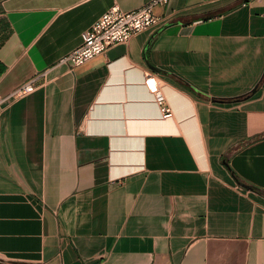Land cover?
<instances>
[{
    "label": "crops",
    "instance_id": "0c3cea01",
    "mask_svg": "<svg viewBox=\"0 0 264 264\" xmlns=\"http://www.w3.org/2000/svg\"><path fill=\"white\" fill-rule=\"evenodd\" d=\"M148 1L0 0V264H264V0H168L58 63Z\"/></svg>",
    "mask_w": 264,
    "mask_h": 264
},
{
    "label": "built area",
    "instance_id": "2783aa9c",
    "mask_svg": "<svg viewBox=\"0 0 264 264\" xmlns=\"http://www.w3.org/2000/svg\"><path fill=\"white\" fill-rule=\"evenodd\" d=\"M167 2L168 0H149L142 6L127 11L120 9L117 5L111 6L82 33L80 44L60 57L58 63L66 64L69 70H73L104 54L109 47L127 43L135 34L160 22V17L155 13V7ZM143 84L154 96L161 116L170 118L172 112L164 104L153 71L145 72ZM34 89L33 80H29L13 89L8 97L18 99L33 92Z\"/></svg>",
    "mask_w": 264,
    "mask_h": 264
},
{
    "label": "trees",
    "instance_id": "16d2710c",
    "mask_svg": "<svg viewBox=\"0 0 264 264\" xmlns=\"http://www.w3.org/2000/svg\"><path fill=\"white\" fill-rule=\"evenodd\" d=\"M243 1H246V0H243ZM2 23L3 24H2V27L0 28V31L6 27V23H5L4 19H2Z\"/></svg>",
    "mask_w": 264,
    "mask_h": 264
},
{
    "label": "water",
    "instance_id": "95a60500",
    "mask_svg": "<svg viewBox=\"0 0 264 264\" xmlns=\"http://www.w3.org/2000/svg\"><path fill=\"white\" fill-rule=\"evenodd\" d=\"M149 67L152 69V70H154V71H158V69L157 68H155L154 66H152V65H149Z\"/></svg>",
    "mask_w": 264,
    "mask_h": 264
},
{
    "label": "rangeland",
    "instance_id": "374dc122",
    "mask_svg": "<svg viewBox=\"0 0 264 264\" xmlns=\"http://www.w3.org/2000/svg\"><path fill=\"white\" fill-rule=\"evenodd\" d=\"M2 17H0V28L2 27Z\"/></svg>",
    "mask_w": 264,
    "mask_h": 264
}]
</instances>
